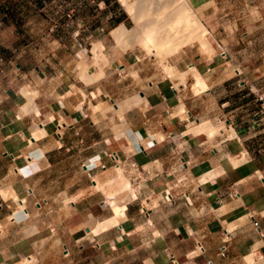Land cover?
<instances>
[{
  "label": "crops",
  "instance_id": "crops-1",
  "mask_svg": "<svg viewBox=\"0 0 264 264\" xmlns=\"http://www.w3.org/2000/svg\"><path fill=\"white\" fill-rule=\"evenodd\" d=\"M52 5L0 0V264H264V58L238 73L227 60L213 63L217 53L211 66L189 63L205 80L199 91L190 73L184 84L174 75V85L168 74H151L138 99L109 96L112 108L105 93L93 94L102 85L94 79L90 94L108 109L112 117L106 119L101 109L87 113L88 84L79 76L64 86L49 76L54 84L43 92L35 76L41 66L24 72L25 61L46 52L20 31L42 26L49 34L63 22L51 19ZM82 10L62 9L69 14L66 23L86 28ZM111 13L115 24L95 19L92 25H125L119 7ZM18 58L22 62L10 68ZM18 76L36 86L22 88L26 97L3 82ZM120 103L131 105L123 118ZM109 152L130 182L118 203L107 200L123 187ZM122 160L126 168L136 166L127 169L129 178ZM175 178L173 199H162ZM157 192L156 203L146 206ZM108 205L113 223L101 227Z\"/></svg>",
  "mask_w": 264,
  "mask_h": 264
},
{
  "label": "rangeland",
  "instance_id": "rangeland-1",
  "mask_svg": "<svg viewBox=\"0 0 264 264\" xmlns=\"http://www.w3.org/2000/svg\"><path fill=\"white\" fill-rule=\"evenodd\" d=\"M167 1L168 0H146L144 5L147 10H145L150 18H158L162 13L167 11V8L168 10L177 8V1L180 3L183 0H169L170 3L168 2L166 5ZM193 1L196 3V10L202 16V21L207 28H209L207 36L217 52V55L214 56V60L212 61L213 63L216 65L219 64L220 66V64H223L225 60H227L229 67L234 68L238 73L244 66L250 65L253 67L259 60L264 58V0ZM130 3L133 4L132 11H129L121 0H53V11H49V15L53 21H63L61 24H57L50 29L49 34L45 33L47 32V28L42 26H31L20 31L21 36L25 35L28 43L32 45L35 42H39L42 46V51L46 52L45 57L40 58V60L37 59L38 56L35 54V58L25 61L26 64L23 67L24 72L33 70L34 65L41 66L43 71L39 74L40 76L37 74H35V76L37 80L39 79L37 85L41 87L43 92L54 84L55 80H49V76H57L56 78L59 81L62 80L60 82L62 86H64L66 81L68 83H70V81L76 82L79 76L88 84L87 92L89 93L88 97H86V101H90L86 103L89 105L90 109H86L87 113L90 111L94 112L95 109H101L104 112L103 116L108 119L112 116L108 115L106 112L108 109L106 110V107L98 102V100L101 101L100 97H94L90 94V91L95 88V80H91V78L94 75L100 74L102 70L105 73L102 74L101 77L102 86L106 94L104 98L109 104L108 108H112L113 105L111 104V100L108 99L109 96H111L114 101L129 96L138 99L140 97L139 91L145 89L147 86V76L151 74L158 72L166 76L168 74L170 75L168 78L172 80V82H170L174 85V82L178 81L179 77L181 78V82L185 73L189 71L190 66L187 68L189 63H194L199 69L204 67L207 63L211 66V56L206 57L205 54L201 53L202 50H200L199 47L190 43L184 46L179 52L167 57L168 62L175 65L176 68V72L168 71L163 61L157 56L146 53L142 47L143 44L145 45V43H142L145 42V40L142 41V39L146 36L145 33L147 34L145 29H148V24L145 26L146 28L143 27L144 30L142 28L139 31L141 33H139L138 36L132 38L133 40L130 39L132 42L131 44L137 45L134 48L128 47L124 51L113 34V29L118 23L109 27L103 26V28L92 25L91 20L95 19L100 21V25L108 26L110 24H115L110 21V15L112 14L111 10L112 8L119 7L120 15L123 18L121 23H124L129 29L134 28L135 19L133 13L136 11H134L135 6L137 8V4L139 3L138 0H131ZM79 6L82 9L84 8L82 11L88 16L89 24L86 28L67 24L68 15L66 12H62V9H64V11L66 9L68 11H73V8L76 10ZM29 15L30 17L28 18H31V13ZM33 17H35V15ZM55 39H59L60 44H58ZM179 40H181L180 36L172 38V43H176ZM23 41H25V39H23L22 42ZM101 43L104 46L101 52H103L105 58H107L102 59L101 57L97 60L95 48ZM223 52H225V54ZM21 62L20 58L12 59L8 62V66L15 69V67H17L15 63ZM67 69L73 70L70 71ZM179 69H187V71L183 73L180 72ZM56 71L58 73H56ZM174 75H178L179 77H174ZM85 77L87 79H84ZM164 81V83H168L166 78H164ZM3 82L9 86H13L12 89L16 88L20 90V95L23 94V87H27L31 91L33 90L32 88H36V86L28 85L29 81H27L25 76H18V79L14 78L13 81L9 79ZM84 94L86 95V93ZM93 104H95V106H93ZM86 106L87 105H85V107ZM119 115L121 118L124 117V114L121 115L120 112ZM120 162L124 167L126 176L129 178L127 169H131L130 171L134 172L136 166L131 164L129 168H126L123 160ZM114 163L113 161L112 165ZM114 165L116 169V163ZM104 174L103 172L101 176H104ZM75 176L79 177V174L77 173ZM114 178L111 176L108 178V185H110V180ZM183 180L184 178L179 181L181 182ZM179 181H176L175 178L171 180V184ZM91 189L95 190L96 187ZM171 192L174 195V188L171 189ZM159 196H161V194L157 192L152 195V200L150 202L145 201L144 203L146 206L151 205L152 202L156 203ZM77 197L78 196H75L73 199ZM104 198L105 197H103V199ZM20 207H24L23 202H20ZM105 214L107 218L105 223H101V227H106L108 224L113 223L112 216L114 215V211L112 213L110 205L107 206ZM123 258L124 257H120L121 260Z\"/></svg>",
  "mask_w": 264,
  "mask_h": 264
},
{
  "label": "bare ground",
  "instance_id": "bare-ground-1",
  "mask_svg": "<svg viewBox=\"0 0 264 264\" xmlns=\"http://www.w3.org/2000/svg\"><path fill=\"white\" fill-rule=\"evenodd\" d=\"M121 1H123V3L125 4V6L129 11H132L133 4L130 3L131 0H121ZM145 1L146 0H138L139 3L137 4L138 7L136 8L135 6L134 11L135 10L136 11L135 13H133V17L135 19L134 28L129 29L127 26L122 25L113 31V34L115 35V38L117 39L119 45L123 48V51L126 50L128 47L134 48L137 45V44L134 45L131 44L132 42L130 39L138 36V34L141 33L139 31L148 24L147 25L148 29L147 30L145 29V32H147V34L145 33L146 36L144 35L145 37H143L142 36L143 34L141 35L143 37L142 41L145 40V42H142L145 43V45L143 44L142 47L146 51V53L151 54L153 56H157L161 61H163L168 71L176 72V68L175 65H172L168 62L167 57L171 54H175L176 52H179L187 44L191 43L199 47V49L202 50L201 53L205 54L206 57H210L215 53H217L215 47L213 46V44L211 43L210 39L207 36V33L209 32L208 30L209 28H207V26L204 24V22L202 21V16L196 10L195 1L183 0L180 3L179 1H177L178 2L177 8H172L169 10L167 8L166 9L167 11H165L158 18L155 19H153V17L150 18V16L147 14L146 11L147 8L144 5ZM168 2L170 3V1L168 0L166 5L168 4ZM178 36L181 37V40L177 41L176 43H172V38H176ZM103 47L104 46L101 43L98 44L97 47L95 48V56L97 60H99V58L101 57L102 59L107 58V57L105 58V54L101 52ZM189 72L192 73L197 78V83L194 84L193 86L194 91H199L200 89H204L206 87L205 80L203 79L201 73L199 72L198 68L195 65H191L189 67V71L185 73L181 83L183 84L185 83L187 74H189ZM102 74H105L103 70L102 72H100V74L94 75L91 78V80L94 79L99 80L102 77ZM24 92L26 95L28 94L31 95V93L28 90H25ZM97 93L98 94L105 93L103 86L100 84V82L97 86L96 91H94V95L97 96ZM117 105L121 115L124 114L126 108L131 106L125 103H120ZM207 127L208 126H206L205 129H207ZM38 130L36 131V133L38 132ZM43 131L44 130H39V134L40 132L42 133ZM216 131L217 130L214 129V127H212V132H216ZM39 134H37V136ZM37 136L35 135V137ZM116 168L121 176V179L123 180V187L119 190L110 192L108 194L107 200L111 202L116 201L115 203H118L117 200H119L120 197H118L117 195H119L124 191L126 192V190L130 185V182L127 179H126L127 181L124 180L125 176H123L124 175L123 169L121 167H116ZM182 178L183 177H181L180 179ZM152 204H154V202H152Z\"/></svg>",
  "mask_w": 264,
  "mask_h": 264
},
{
  "label": "built area",
  "instance_id": "built-area-1",
  "mask_svg": "<svg viewBox=\"0 0 264 264\" xmlns=\"http://www.w3.org/2000/svg\"><path fill=\"white\" fill-rule=\"evenodd\" d=\"M69 15V14H68ZM115 163L117 162V155H116V153L115 152H109V153H106ZM100 165H101V167H103V168H105L106 166H105V163H100ZM179 180H181L180 178H179ZM173 188V184H168V185H166V187H165V189H164V192H163V194H162V199H164V200H171L172 199V197H173V194H172V192H171V189ZM236 193H234V195H235ZM146 209V206L145 205H143L142 206V210H145ZM252 218H253V223H254V225L256 226V227H258V221L256 220V219H254V217L252 216ZM200 244V243H199ZM226 250H227V231H226V237H223L222 238V242L220 243V246H219V250H218V252H219V254L220 255H222V256H224L225 255V253H226ZM64 253L66 254L67 253V249L66 248H64Z\"/></svg>",
  "mask_w": 264,
  "mask_h": 264
},
{
  "label": "clouds",
  "instance_id": "clouds-1",
  "mask_svg": "<svg viewBox=\"0 0 264 264\" xmlns=\"http://www.w3.org/2000/svg\"><path fill=\"white\" fill-rule=\"evenodd\" d=\"M184 178V177H183Z\"/></svg>",
  "mask_w": 264,
  "mask_h": 264
}]
</instances>
